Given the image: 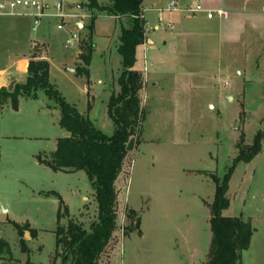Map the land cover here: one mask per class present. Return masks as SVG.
<instances>
[{
  "label": "rangeland",
  "instance_id": "rangeland-1",
  "mask_svg": "<svg viewBox=\"0 0 264 264\" xmlns=\"http://www.w3.org/2000/svg\"><path fill=\"white\" fill-rule=\"evenodd\" d=\"M61 1L48 0L49 15ZM169 2L143 3L146 34L155 41L156 51L139 48L135 68L146 67L147 77L161 85L150 89L148 82V92L142 95L144 121L141 137L135 139L140 144L129 152L117 181L118 230L100 264H208L216 190L211 175L222 179L242 140L250 145L264 130V18L246 22L242 37L235 43L224 40L221 48L216 39H200L202 31H195L196 37L182 39L178 48L186 57L172 56L164 42L179 29L169 31L168 19L160 21L156 12ZM80 4L81 0H63V30L58 29L59 20L50 17L36 32L25 21L15 34L9 28L20 20L0 18V71L22 60L30 44V58L43 60L47 46L38 43H46L51 83L68 104L111 136L114 125L107 106L119 89L122 59L117 46L125 21L98 15L92 26L87 2L82 8ZM91 50L86 79L75 70L85 67L83 58ZM158 53L164 59L161 65L155 59ZM176 57L180 61H174ZM181 76L187 77L186 87ZM54 107L43 93L37 102L22 99L20 131L9 129L7 108L0 114V264H62L55 255L60 202L46 194H58L69 217L86 228L97 220L95 192L84 172H54L38 162V156H50L57 141L68 136ZM13 134L19 137L3 138ZM262 161L260 156L254 163L238 165L224 217L261 216ZM67 223L66 218L61 224ZM15 225L30 229L19 234ZM261 226V220L254 223L259 231Z\"/></svg>",
  "mask_w": 264,
  "mask_h": 264
},
{
  "label": "trees",
  "instance_id": "trees-1",
  "mask_svg": "<svg viewBox=\"0 0 264 264\" xmlns=\"http://www.w3.org/2000/svg\"><path fill=\"white\" fill-rule=\"evenodd\" d=\"M86 1L92 26L98 15L125 21L117 46L122 59L119 91L111 95L107 106L108 116L114 125L113 134L108 136L98 130L88 116L81 115L65 101L50 81L49 63L37 56L30 58L25 83L17 84L12 92L0 89V107L9 102L15 111L20 99L37 101L41 93L54 103V109H59L61 113L59 126L68 136L57 141L54 153L38 156V161L54 172H84L95 192L98 216L89 228L69 217V211L58 194H46L60 202L55 255L62 260V264H100L101 256L118 230L116 184L127 166L129 152L134 148L136 150L140 144L135 139L141 137L144 121L142 95L146 79L143 72L135 69L137 50L146 40L143 0H106L108 5L105 6L100 4V0ZM92 52L83 58L85 67L76 68L78 76L89 79ZM263 144L264 130L254 136L250 145L242 140L225 176L220 179L211 175L216 190L211 205L210 229L213 237L208 264H242V255L250 248L254 234L250 220L227 218L224 212L231 205L228 193L236 168L240 164L252 163L261 154ZM66 218L67 226H63L61 223ZM139 224L136 223L137 230ZM15 226L19 234H22L23 228L30 229L28 225ZM21 245L22 251L27 252L24 243Z\"/></svg>",
  "mask_w": 264,
  "mask_h": 264
},
{
  "label": "crops",
  "instance_id": "crops-1",
  "mask_svg": "<svg viewBox=\"0 0 264 264\" xmlns=\"http://www.w3.org/2000/svg\"><path fill=\"white\" fill-rule=\"evenodd\" d=\"M81 1H82V4L78 6L79 8L83 7L84 1L86 0H81ZM170 1H173V0H170ZM174 1H176L179 4V6L183 8L189 7L194 4H201L206 10H213V11H217L219 9L224 8L230 12V18L226 21H222L217 18L213 20H208L205 15H199L196 18H191L185 13H179V12L165 13L167 15L164 14L162 20L164 21L165 18L168 19L169 21L167 24L168 30L174 32L175 26H177L179 29L177 34H175L174 36H171L170 37L171 39L169 38L168 41L164 42V45L168 48V52L172 56L178 55L179 57H182V56L186 57V53L179 52L178 48L182 46V43H183L182 39H186L189 37H196L195 31H199V30L202 31L201 32L202 34L199 37L200 39H204V40L208 39L211 41L212 40L215 41L216 39V41H218L219 47L221 48L224 40L235 43L239 40L240 37H242L243 32L245 31L246 22L254 23V21L263 20L264 18V13L262 12V8L264 7V0H174ZM143 3H144V0H143ZM158 10H161V9H156L157 13H158ZM145 11L146 10L143 11V18L146 21L145 15H144ZM178 15H180L181 17L182 15L184 16L183 18L176 17ZM17 19L20 20L18 21L19 23L17 22L16 24H11L9 28L15 34H19L20 30L24 27L25 21H29L32 24V20L29 18H17ZM159 19H160V16H159ZM80 26L82 27V24H80ZM31 29H32V25H31ZM154 29L157 31L160 29V27L157 25L155 26ZM146 41H147L146 47L142 45L139 48L142 47L144 48L145 51H148V50L156 51L155 41L152 40L150 37H148L147 34H146ZM38 44L47 46V53H46L45 58L43 59L47 61L48 45L46 43H38ZM32 46L33 45L30 44V48ZM30 48H29L28 54L23 55L22 60L14 63L8 69L0 71V89H7L9 91V88L12 85V83H15V86L17 84L25 83L26 78H27L28 65L30 62ZM214 54L216 55V53ZM155 59L160 65L164 62L163 61L164 59H162L161 56H159V53L156 54ZM173 60L180 61V59H177V57ZM182 62L183 60L181 61V64ZM152 66L153 64L149 63L148 67H152ZM138 71L143 72L145 75L146 88H145L144 93L148 92L147 90L148 82L150 84V89L160 88L161 84L157 80L151 79L149 76L147 77L146 67L144 68V70L138 69ZM180 78H181L180 83L186 87L188 85L187 77L181 76ZM118 91L119 89L115 91L114 93H118ZM21 100L22 99L19 100L17 111L12 109L11 103L9 102L3 107H0V114L4 113L3 110L5 108L9 110L8 112H11V113H8V115L6 116L8 119L11 120L10 121L11 127L9 129H12L13 131H20L22 127H24L20 123L21 116H22ZM37 101H32V102H37ZM13 137L17 138L19 136H17V134L15 135L13 134L10 136H4L3 138H13ZM56 146H57V143H56ZM260 156L263 157L261 166H262V169H264V144H263L262 152L258 157ZM256 159L253 161V163L256 161ZM256 217L249 218L252 224V227L254 229V234L252 236L250 248L246 252H244V254L242 255V264H264V181H263L261 216L257 215ZM258 220L262 221L261 231H259L257 228L254 227V223Z\"/></svg>",
  "mask_w": 264,
  "mask_h": 264
},
{
  "label": "built area",
  "instance_id": "built-area-1",
  "mask_svg": "<svg viewBox=\"0 0 264 264\" xmlns=\"http://www.w3.org/2000/svg\"><path fill=\"white\" fill-rule=\"evenodd\" d=\"M74 1V0H70ZM55 14L49 15L51 7L48 0H0V18H29L32 20V31L36 32L40 23L45 18H56L60 24L59 30L65 29V19L63 14V0L55 5ZM185 13L191 18H196L199 15H205L208 20L219 19L226 21L230 18V12L224 8L217 11L206 10L201 4H194L189 7H180L176 1H170L167 8L158 10L160 21H162L165 13ZM264 13V7L262 8ZM74 38L76 36L74 35ZM71 45V41H67Z\"/></svg>",
  "mask_w": 264,
  "mask_h": 264
},
{
  "label": "water",
  "instance_id": "water-1",
  "mask_svg": "<svg viewBox=\"0 0 264 264\" xmlns=\"http://www.w3.org/2000/svg\"><path fill=\"white\" fill-rule=\"evenodd\" d=\"M72 72H74V70H72ZM14 86H15V83H12V85L10 86V88H9V91L10 92H12L13 91V89H14Z\"/></svg>",
  "mask_w": 264,
  "mask_h": 264
}]
</instances>
